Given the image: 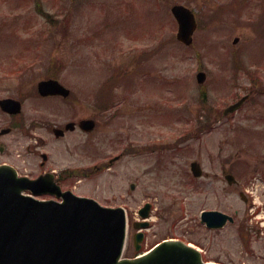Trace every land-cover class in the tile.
<instances>
[{"label":"rangeland","instance_id":"1","mask_svg":"<svg viewBox=\"0 0 264 264\" xmlns=\"http://www.w3.org/2000/svg\"><path fill=\"white\" fill-rule=\"evenodd\" d=\"M35 1L0 0V99L22 103L17 115L0 110V129H10L0 137L9 150L0 159L19 175L39 173L42 152L52 168L77 167L64 188L126 210L122 257L135 256L132 223L137 209L151 202V226L140 252L177 239L199 248L213 264H264V233L249 236L244 218L249 204L239 196L251 179L264 186V41L254 27L263 18L264 0H246L242 12L234 0H39L46 16ZM174 4L195 11L193 43L160 44V53L150 55L159 46L160 24L166 37L175 35ZM105 19L120 25L117 49L109 36L96 39ZM233 53L247 75L232 73ZM198 70L206 73L202 86L195 80ZM48 78L58 79L69 96L41 98L36 85ZM106 86L111 96L103 99L108 109L101 112L98 91ZM251 89L256 92L249 102L222 116L234 94ZM83 118L96 120L92 133L76 127L63 137L53 135L54 127ZM124 148L111 168L86 175L85 167ZM192 161L208 177L194 179ZM225 174L234 175L238 185H228ZM204 209L234 222L208 230L200 224Z\"/></svg>","mask_w":264,"mask_h":264},{"label":"water","instance_id":"2","mask_svg":"<svg viewBox=\"0 0 264 264\" xmlns=\"http://www.w3.org/2000/svg\"><path fill=\"white\" fill-rule=\"evenodd\" d=\"M171 11L178 23L177 39L185 46L190 45L196 29L193 13L183 6H174ZM204 80L205 74L197 73V83L202 84ZM37 91L43 97L65 98L69 94L68 89L52 79L40 81ZM244 100L245 97L228 106L224 114L238 109ZM0 108L8 114H17L21 105L15 100L3 99ZM78 126L90 132L94 121L84 119ZM73 129L74 123L65 126V130ZM8 131L2 130L0 134ZM62 132L54 130L56 136ZM190 170L194 177L202 174L196 162L191 163ZM225 178L228 184L234 181L232 176ZM45 179L18 177L12 167L0 166V264H209L203 262L197 249L178 240L162 241L139 257L121 258L126 237L124 210L101 206L70 191L61 192ZM26 191L32 195H54L62 201H39L24 195ZM148 211L147 204L140 211L141 218H146ZM227 221L232 222V218L219 211L201 214V222L210 229L222 228ZM147 226V222L133 224L134 229ZM142 236L140 232L134 235L137 251Z\"/></svg>","mask_w":264,"mask_h":264},{"label":"flooded vegetation","instance_id":"3","mask_svg":"<svg viewBox=\"0 0 264 264\" xmlns=\"http://www.w3.org/2000/svg\"><path fill=\"white\" fill-rule=\"evenodd\" d=\"M263 18L262 20L259 21V23L257 25L261 26V27H255V28H260L259 30H261V39L264 41V15H261ZM255 24V23H254ZM256 26V25H254ZM105 28H107V30L109 29H114L115 26L114 25H106ZM153 38H154V35H152ZM239 70H235L233 74H235L236 72H238ZM231 74V76L233 75ZM237 74V73H236ZM248 73L246 72L245 75H247ZM237 78V76H236ZM251 82H253V84H255V80L250 78ZM256 91H254L253 89L249 90L247 93H243L242 95H240L239 97L237 96L238 94H234V97H236L235 100L241 98L242 96L244 95H247V99L246 101L244 102L247 103L251 100V98L253 97V95L255 94ZM57 98V96H54ZM238 97V98H237ZM50 98V97H49ZM243 104V105H244ZM105 111V110H104ZM102 112V111H101ZM96 121V120H95ZM96 125H97V122H95V128H96ZM57 128H62V127H57ZM94 128V129H95ZM94 131V130H93ZM92 131V132H93ZM90 132V133H92ZM66 132H64L65 134ZM89 133V134H90ZM63 134V136H64ZM62 136V137H63ZM1 137V136H0ZM0 154H9V150L7 149V146L2 142L0 141ZM126 154V149H122L121 152L116 155L115 157H111L110 159H108L107 161H102L100 164H93L92 167H85V172H87V176L88 177H91L92 173L94 172H100V171H105V170H108L109 168H111L113 166L114 163L120 161L124 155ZM41 155V154H40ZM39 155V156H40ZM42 156V155H41ZM48 160H49V157L45 155V162H40L39 163V167H40V171L39 173H37L36 176L38 175H43V176H48L50 174H52L51 176V180L52 182H54L55 184L59 185L61 187L62 190H66V188H64V185L66 183L67 180H70L72 178H74L73 176V171L77 169V167H73V169L71 167H67L65 169H62V170H58V169H55V168H52L48 165ZM9 162L5 161V160H2L0 159V164H8ZM206 177H208L207 175H205ZM205 177V178H206ZM216 175H214L213 178H215ZM217 179V178H216ZM239 182H236V184L234 186H237ZM247 200V199H246ZM142 206H140L138 209H137V216H139V212H140V209H141ZM145 238V236L143 237Z\"/></svg>","mask_w":264,"mask_h":264},{"label":"trees","instance_id":"4","mask_svg":"<svg viewBox=\"0 0 264 264\" xmlns=\"http://www.w3.org/2000/svg\"><path fill=\"white\" fill-rule=\"evenodd\" d=\"M236 65H238V67H243V66L239 65V63H236ZM98 92H100L99 93L100 94V97L99 98H101L102 100L105 99V90H104V87L101 88Z\"/></svg>","mask_w":264,"mask_h":264}]
</instances>
